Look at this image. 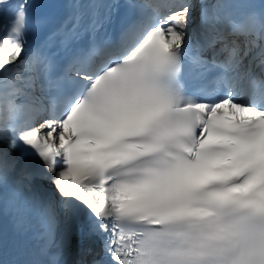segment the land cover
Returning <instances> with one entry per match:
<instances>
[{
	"label": "snow or ice",
	"instance_id": "snow-or-ice-1",
	"mask_svg": "<svg viewBox=\"0 0 264 264\" xmlns=\"http://www.w3.org/2000/svg\"><path fill=\"white\" fill-rule=\"evenodd\" d=\"M8 210L92 264H264V0H0Z\"/></svg>",
	"mask_w": 264,
	"mask_h": 264
},
{
	"label": "bare ground",
	"instance_id": "bare-ground-1",
	"mask_svg": "<svg viewBox=\"0 0 264 264\" xmlns=\"http://www.w3.org/2000/svg\"><path fill=\"white\" fill-rule=\"evenodd\" d=\"M11 218H14V219H20V218H23V216H16L14 213H12L10 216H6L5 217V219L7 220V219H11ZM40 218V217H39ZM26 222V221H25ZM71 222L72 221H70V220H67V219H65L63 216H61L60 218H59V221H58V223H60V227L58 228V234L56 235V239H55V241H54V244L56 245V247H53V249H52V251H53V253L54 254H59V255H61V254H63V253H65L66 251H67V249H68V245L67 246H65V247H63V248H61L60 247V241H61V237H62V235L66 232V231H71L70 230V228H67L68 226L70 227V224H71ZM39 229V228H38ZM41 229H39V230H37V231H40ZM43 242H46V243H48L47 242V240L45 241L44 239L42 240ZM72 242H73V239H72ZM71 242V243H72ZM78 248H81V245L79 244V247ZM78 248H77V250H78ZM82 250V249H81ZM84 252L85 253H87L85 250H84ZM54 254H51V256H54ZM74 255H76V254H78L77 252H74L73 253ZM93 255V252H91L90 254L88 253L87 255H83L82 256V259L83 260H88V263L87 264H89V260L91 259V256Z\"/></svg>",
	"mask_w": 264,
	"mask_h": 264
},
{
	"label": "rangeland",
	"instance_id": "rangeland-1",
	"mask_svg": "<svg viewBox=\"0 0 264 264\" xmlns=\"http://www.w3.org/2000/svg\"><path fill=\"white\" fill-rule=\"evenodd\" d=\"M26 220H33L32 222L34 223V225H37V227H39V229H41L40 231H38V233L40 234V236H44V240L48 242V245L53 248V247H56V245L54 244V241L56 239V235L58 234V228L60 227V223H57V225L54 227L53 229V234H52V237L51 239L49 240L48 237H47V233H48V226L47 224H45L40 218L39 219H35L37 217V215L35 214H30V215H27V216H23ZM39 221H42L43 223H39ZM39 224V225H38ZM69 228V226L67 227ZM37 228V230H39Z\"/></svg>",
	"mask_w": 264,
	"mask_h": 264
}]
</instances>
